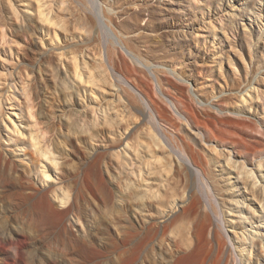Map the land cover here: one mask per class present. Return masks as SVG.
I'll use <instances>...</instances> for the list:
<instances>
[{"label": "rangeland", "instance_id": "obj_1", "mask_svg": "<svg viewBox=\"0 0 264 264\" xmlns=\"http://www.w3.org/2000/svg\"><path fill=\"white\" fill-rule=\"evenodd\" d=\"M41 1L47 7L44 16L38 11L39 0H0V38L6 30L10 45H0V66L6 59L13 64L11 67L20 64L16 65L17 74L23 81H37L47 90L49 84L41 69L49 54L41 61L35 57L46 48L51 49L52 55L54 48L79 40L85 28L84 17H113L112 27L117 33L128 37L152 63L168 72L176 70L195 98L202 103L224 99L226 112L256 121L255 128L228 130L243 139L241 151L257 148L264 155V0ZM42 16L50 18V24ZM56 27H62L61 31ZM27 28L29 34L25 33ZM105 31L109 38L111 33ZM66 66L73 73L72 63ZM58 67L59 73L65 74ZM165 92L175 94L169 88ZM17 97L7 104L8 113H16L11 117L17 122L19 119L22 129L29 132L25 105ZM52 97L55 96L39 102L37 110L40 115L42 111L48 115L44 119L52 127V135L49 131L50 136L47 134V139L52 138L48 144L60 156L61 179H44L41 165L29 162L27 137V142L24 137L16 138L25 147L23 151L4 145L0 152L7 154L0 158V264H201L205 259L204 264H236V255L243 264H264V158L258 163L261 167L257 168V191L253 187L255 179L247 181L243 175L237 180L236 173L226 165L225 152L211 149L207 153L212 162L209 178L217 185V197L224 206L225 225L233 244L220 248V240L226 238L220 237L217 220L209 230L192 236L188 242V222H182L183 228L177 225L188 202L165 216L155 208L157 226L152 229L145 224L142 228L134 211L131 183L127 179L107 178L98 155L106 154V160H111L108 150L89 152L75 138L66 139L54 119L55 108L63 103ZM78 103L76 95L67 109L77 113L81 110ZM137 116L144 122L147 118L142 111ZM6 161L10 163L9 171L3 169ZM237 169L242 171L241 164ZM189 174V199L202 197L193 173ZM46 186L50 190L59 186L69 190L75 208L63 212L60 200H53L51 207L40 205L43 194L53 199L51 191L46 193ZM193 250L195 256L184 260Z\"/></svg>", "mask_w": 264, "mask_h": 264}, {"label": "bare ground", "instance_id": "obj_2", "mask_svg": "<svg viewBox=\"0 0 264 264\" xmlns=\"http://www.w3.org/2000/svg\"><path fill=\"white\" fill-rule=\"evenodd\" d=\"M43 4L45 3L39 0L38 11L44 16L47 7L44 8ZM43 16L41 18L49 22L50 18ZM83 19L85 28L81 31L83 36H79V40L74 39V43L68 44L64 42L61 48H54L52 55L50 48H43L45 50L35 57V60L41 61L42 57L49 54L41 69L43 79L49 84L47 90L39 82L30 81L29 75L28 80L31 83L23 81L17 74L20 64L16 63L18 66L11 67L13 64H8L10 60L6 59L0 66V152H3L4 145L7 148L15 146L14 150L23 151L25 147L20 146V140L16 138L27 137L29 141L25 140L30 143L29 162L41 165L44 179H61L58 176L61 170L60 156L48 144V140H52L47 139L52 133V127L44 120L48 115L44 111L40 115L37 110L40 109L37 107L39 102L54 95L52 98H56L59 104L63 103V106H57L54 111V119L59 124L57 128L63 130L60 132H64V136L66 134V139L68 136L70 139L75 138L89 152H98L99 149L109 151L107 154L111 160H106V154L96 158L104 164L108 179H127L131 183L133 191L130 194L134 200V211L142 228L145 224L152 229L157 226V217L153 212L155 208L165 216L175 213L179 204L188 202L187 208L178 217V220L182 216L183 219L177 224L182 226V222H188V242L193 237L200 236L204 230H209V226L217 220L219 235L226 238V241L220 240V248L233 244L225 225L224 206L217 197V185L214 186L213 179L211 181L209 178L212 162L207 153L211 149L216 153L217 150L225 152L226 165L236 173L237 180L240 181L245 175L247 181L248 178L251 181L255 179L253 187L257 188L260 182L257 168L261 167L258 163L263 160L264 155L257 148L241 151L243 139L230 134L228 127L255 128L258 123L226 112L224 99L202 103L195 98L188 83L176 70L168 72L165 67L152 63L142 51L131 44L128 37L117 33L116 27H112L113 17ZM56 28L61 31L62 27ZM106 29L111 33L109 38L104 33ZM25 30V33L30 31L28 28ZM70 37L72 38L71 35ZM0 39V45L10 46L6 30L2 32ZM8 49L13 60L12 49ZM4 53L8 52L4 49ZM52 59L56 61L55 65ZM69 62L72 63L73 73L66 66ZM58 66L65 74L59 73ZM165 88L171 89L175 94L169 95ZM76 95L81 108L77 113L67 109L75 101ZM17 96L22 98L25 105L29 132L22 129L23 124L19 119L18 123L11 117L10 114L16 116V113H8L7 110V104L12 98H18ZM139 111L147 116L145 122L141 116H137ZM167 123L176 131L170 130ZM65 143L67 144L66 140ZM2 154L0 158H5L2 157L5 153ZM97 160L95 161L98 162ZM7 164L6 161L2 168L9 171L11 167H7L10 163ZM240 164L242 171L239 172L237 167ZM189 173H193L198 193L202 197L196 195L189 199ZM46 188L49 191L45 192L51 191L53 199L47 196L49 194H43L41 202H38L40 205L42 203V206L51 207L53 200H60L63 212L69 213L75 208L69 190L62 186L51 190L50 186ZM101 188L104 190L103 186ZM259 189L261 192V188ZM255 190L258 191V188ZM189 246L191 245H187ZM194 256L195 250L183 259L189 260ZM205 261L206 259L201 264ZM234 263L243 264L238 255L235 256Z\"/></svg>", "mask_w": 264, "mask_h": 264}]
</instances>
